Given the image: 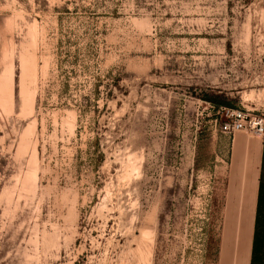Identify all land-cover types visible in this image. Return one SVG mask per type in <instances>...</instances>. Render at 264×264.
Instances as JSON below:
<instances>
[{
  "label": "rangeland",
  "instance_id": "374dc122",
  "mask_svg": "<svg viewBox=\"0 0 264 264\" xmlns=\"http://www.w3.org/2000/svg\"><path fill=\"white\" fill-rule=\"evenodd\" d=\"M2 77L0 264L248 263L264 0H0Z\"/></svg>",
  "mask_w": 264,
  "mask_h": 264
},
{
  "label": "built area",
  "instance_id": "2783aa9c",
  "mask_svg": "<svg viewBox=\"0 0 264 264\" xmlns=\"http://www.w3.org/2000/svg\"><path fill=\"white\" fill-rule=\"evenodd\" d=\"M215 110L213 119L214 129L234 137L239 131H249L257 136L264 135V115L255 114L241 108L215 106L208 103Z\"/></svg>",
  "mask_w": 264,
  "mask_h": 264
},
{
  "label": "crops",
  "instance_id": "0c3cea01",
  "mask_svg": "<svg viewBox=\"0 0 264 264\" xmlns=\"http://www.w3.org/2000/svg\"><path fill=\"white\" fill-rule=\"evenodd\" d=\"M233 144L235 143L236 135L233 137ZM260 138L263 141L254 140L255 145L259 147V165H258V174L255 179L254 186V201L252 203V218L250 225V249H249V261L247 264H251L252 258V249H253V240H254V231L256 227V218H260V222L264 224V135ZM239 141H241V137L239 136ZM258 141V142H257Z\"/></svg>",
  "mask_w": 264,
  "mask_h": 264
},
{
  "label": "trees",
  "instance_id": "16d2710c",
  "mask_svg": "<svg viewBox=\"0 0 264 264\" xmlns=\"http://www.w3.org/2000/svg\"><path fill=\"white\" fill-rule=\"evenodd\" d=\"M206 99L215 106L234 107L232 101L218 94L206 96ZM251 264H264V224L260 222V218L258 217L256 218V227L254 231Z\"/></svg>",
  "mask_w": 264,
  "mask_h": 264
},
{
  "label": "bare ground",
  "instance_id": "6f19581e",
  "mask_svg": "<svg viewBox=\"0 0 264 264\" xmlns=\"http://www.w3.org/2000/svg\"><path fill=\"white\" fill-rule=\"evenodd\" d=\"M25 58V57H24ZM23 60V58H22ZM28 62V61H27ZM28 67V66H27ZM26 68V67H25ZM3 76V75H2ZM7 79V78H6ZM9 80V78H8ZM8 80H5V78H1L0 79V100L3 101V105L6 106L7 104V101H9L11 98H12V85H13V82L11 81L8 82ZM10 97V99L8 100V98ZM10 102H8L9 104ZM12 103V102H11ZM3 108V107H2ZM2 108H1V112L2 113ZM10 108V106H9ZM4 110V108H3ZM4 112V111H3ZM261 137V136H259ZM258 142V141H257Z\"/></svg>",
  "mask_w": 264,
  "mask_h": 264
}]
</instances>
